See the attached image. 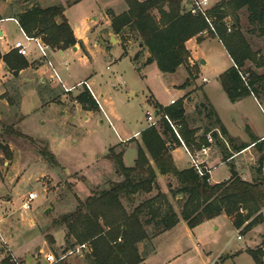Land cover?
Returning <instances> with one entry per match:
<instances>
[{
	"label": "rangeland",
	"instance_id": "obj_1",
	"mask_svg": "<svg viewBox=\"0 0 264 264\" xmlns=\"http://www.w3.org/2000/svg\"><path fill=\"white\" fill-rule=\"evenodd\" d=\"M12 1L5 0L2 2L0 14L7 13L8 6ZM219 1L210 0L211 6ZM121 2L122 0H87L69 11L70 17L77 12H83L88 17V21L97 23L95 26L97 28L94 29L96 31L92 32L87 40L88 54H85L84 57H81L80 51L75 52L72 49L66 50L63 56L55 53L56 51L47 49L48 58L55 66L56 62L59 61L61 71H63L62 62H68L69 69L65 73L70 76L68 83L81 78L89 80L98 103L94 100L97 106L99 104L100 111L95 109L90 112L84 111L86 110L84 107L73 101L75 97L72 94L76 91L66 92L64 90V94H68L61 104L60 102L41 104L37 96L27 95L20 110L15 96L9 90L0 96V128L2 125L14 124L17 130L27 136L0 135V144H5L8 147L7 152L0 148V179L12 178L10 183L6 184L9 193L5 194V196H12V201L6 206L17 213L15 217L11 216L10 220L0 222V231L4 238L9 232L8 226H11L12 222L20 221L19 225L13 228L12 237L8 238L7 244L10 248L13 244V248L24 251L22 248L25 247L24 241L28 237L30 229L24 230L26 221L21 220L20 215L25 216V214L30 213L29 217L33 221L31 231L38 234L36 245L42 247L38 256L34 250L25 255L15 256L8 251L7 244L0 240V261L9 255L20 264H46L42 258L43 254L52 252L58 255L65 251V228L58 230L50 228L52 220L73 210L79 200L85 198L84 188L89 191L95 187V185L90 184L91 180H97L95 176H99L103 181L107 177V173H112L113 169L108 168L111 163L106 157L109 148L113 147L116 153L122 152L123 154L125 148L129 147L125 156L127 160H129L134 149L137 151L138 145L141 144L139 134L137 138L129 139L126 142L120 143V138L130 135L148 124L145 115L146 109L155 110L157 104L166 106L169 104L170 98H174L176 102L180 99L178 98L179 90L172 86L171 83L173 82L169 80H180L182 82L180 86L183 87L190 82L184 80V77L187 76L185 65L177 69L172 75L161 73L156 62H147L145 53L143 51L139 53L138 42L133 33L124 34V38H127L125 46L121 43L124 41L122 35L117 36L112 33L116 39L121 40L120 43L108 40L106 35L108 28L104 27L105 16L107 17L108 10L113 11L112 9H115L117 11ZM154 12L156 14V11ZM238 14L244 36L249 41L251 48L260 52L262 59L260 66L257 65V61L251 60H247L245 65L257 73H262L264 72V36L250 33L251 25L247 21L245 9L239 10ZM225 19L227 22H231L232 17L227 16ZM12 30L14 31L11 27ZM101 36L104 38H100ZM97 40L100 41L98 44L95 43ZM206 45L209 47L207 48ZM206 45L204 43L202 48L209 49L211 55L208 64L203 66L204 70L195 79L198 80V83L204 75L209 79L208 85H213L217 79L213 77L212 71L227 65L229 61L225 52L219 49L221 47L218 48L214 41H210ZM52 49L57 50L53 47ZM83 51L85 50L83 49ZM198 52H200L199 49ZM40 58L42 59L41 56ZM195 64V67H198L199 62L196 61ZM82 90L80 88L78 92ZM223 91L220 92L226 102L233 105L226 107L222 98L215 94H213L212 101L219 113L226 119V123L230 125L231 133L239 135L238 138L242 140L249 136L248 130H245L241 117H239L242 110L247 113V117L257 129L259 127L264 128V85L257 87L262 110L254 102L243 99L245 96L241 98L242 100L239 99L240 101L232 102ZM5 101L7 102L5 103ZM74 102L80 105L81 109L78 108L76 111ZM46 105L54 107L50 115L47 114ZM61 108L66 109L65 115L60 114ZM155 116L156 123L154 126L160 128L162 119L159 118V115ZM227 117H229L228 120ZM170 121L178 130L180 126L174 121ZM200 124H202L203 129L209 125L208 121L205 120L204 123ZM202 132V130L197 129L196 136H200ZM212 132L217 133L218 140L225 141L218 131ZM207 141L209 145L206 153L200 150H195L193 153L198 160L206 159L207 162L204 160L206 165L210 164L212 179H220L225 176L228 172V165L232 164L242 179L250 180L254 169L258 167L259 157L264 153L263 143L260 150L252 145L245 151L236 153L232 158L224 161L225 164L219 161L213 162L212 160L216 155H219V152L211 132L207 136ZM44 146L54 154L60 166L51 167L41 157L40 150ZM226 146L228 150L232 148L230 144ZM172 156L180 166H186L190 162L181 147L175 148ZM261 172L264 177V163ZM156 183L158 185L157 190L160 191L163 188L166 191L169 202L179 215L184 198L180 199L178 195L173 196L169 189V186L176 188L177 181L168 175ZM31 190L37 191L38 197L31 202L29 209H23L21 196ZM155 193L156 190H153L145 196L150 197ZM145 196L141 195L137 201L143 200L146 198ZM125 204L127 205L126 201ZM46 208H48L47 211H45ZM147 230L150 231V226H147ZM236 232L237 229L232 219L224 213L192 227L186 225L181 219L179 225L166 236V240L160 242L157 260L162 264H208L218 255L220 261L217 264H256L252 256L246 252L248 248L261 249L264 259V218L248 230L242 229L240 231L241 239L236 238ZM49 236L53 237V243L48 242ZM55 246H60L57 253L53 251ZM150 250V240L144 241L141 246V253H147ZM237 252L240 253L233 255ZM84 256L85 251L81 249L78 253L73 252L68 255L64 261L66 264H87Z\"/></svg>",
	"mask_w": 264,
	"mask_h": 264
},
{
	"label": "trees",
	"instance_id": "obj_2",
	"mask_svg": "<svg viewBox=\"0 0 264 264\" xmlns=\"http://www.w3.org/2000/svg\"><path fill=\"white\" fill-rule=\"evenodd\" d=\"M33 1L13 0L8 6L7 14L14 17L29 36L39 35L44 43L60 50L73 47L77 40L64 15L65 6L57 3L40 7ZM75 1L77 0H66V4L70 5ZM123 2L125 9L119 13L107 11L110 29L114 34L122 35V45L125 46L127 41L124 34L133 33L138 44H141L139 53L146 49L149 53L146 61L156 62L161 73H172L178 66L185 65L188 73L185 81L193 80L197 72L188 63L190 52L186 42L192 37L197 41L202 40L198 33L208 28L206 20L201 15L187 12L182 0ZM241 9L247 12V21L251 25L250 33L264 36V0H220L209 9L215 31H209V35L220 40L233 61L231 67L217 76L222 89L232 102L249 94L260 100L257 87L264 85V72L257 73L245 65L247 60H251L257 61L260 66L262 59L260 52L251 48L241 30L238 14ZM227 16L232 17L231 22L226 21ZM0 59L9 69H13L15 74L17 70L28 65L24 56L16 50L5 54L0 52ZM74 99L86 110L98 109L87 88ZM201 107L203 111L199 110V115L203 113L204 120L211 125L206 124L200 136H196L197 128L189 127L181 99L166 106L157 104L155 112L166 114L180 126L177 130L179 137L191 152L209 145L207 132H211L215 139L221 161L232 158L234 153H239L251 144L261 149L263 139L249 134L251 142L238 141L228 135L210 105L202 103ZM161 119L160 128L151 125L140 131L141 144L137 147L132 166L124 165L122 152L116 153L113 147L109 148L106 157L120 179L108 180L101 186H95L83 200H79L73 210L52 220L50 228H65V250L85 244L84 259L87 264L139 263L146 253L139 251L138 244L174 227L179 221V215L192 227L224 213L232 219L236 229L244 224L243 230H248L263 219L261 209L264 207V177L261 167L264 163V153L259 157L258 167L254 169L250 180L242 179L234 166L229 164L230 177L210 183L207 174L200 176L191 165L185 168L176 167L170 150L181 142L169 123ZM212 131H218L225 141L218 140L217 133ZM1 134L27 137L17 130L14 124L2 125ZM225 143L230 144L232 148L228 150ZM0 148L4 152L8 150L5 144H0ZM40 155L49 166H60L46 146L41 148ZM157 173L171 175L177 181L176 188L168 186L173 196L184 198L179 215L166 193L157 190ZM153 190H156L153 196H145ZM141 195L146 198L137 201ZM147 226H150V231ZM48 242L53 243V237L49 236ZM246 252L256 264H264L261 249L248 248ZM0 264L15 262L8 255L1 259ZM62 264H66L65 261Z\"/></svg>",
	"mask_w": 264,
	"mask_h": 264
},
{
	"label": "crops",
	"instance_id": "obj_3",
	"mask_svg": "<svg viewBox=\"0 0 264 264\" xmlns=\"http://www.w3.org/2000/svg\"><path fill=\"white\" fill-rule=\"evenodd\" d=\"M4 1L5 0H0V5H2V2H4ZM85 1H87V0H77L73 3H71L70 5L66 4V0H34L33 1L34 3H37L40 7H46V6L57 4V3L63 4L65 6L64 15H65V17H66V19L70 25V28L72 30V33H73L75 39L77 40V43L73 47L66 48L64 50L57 49V53H59L61 56L64 55L66 50H70V49H72L75 52L80 51L82 53L81 57H84L85 54H88V51H87V42L88 41L87 40L90 38V35L92 34V32L96 31L94 29L97 28V27H95L97 25V23L96 22L91 23V21H88V17L83 12H81V13L77 12V13H75V15L72 14L73 16L71 15V17L69 15V11H71L72 9H74L75 7H77L78 5H80L81 3L85 2ZM29 5H31V4H29ZM117 8H118L117 11L115 9H112L114 11V13H119L120 11L125 9V4H124L123 0L121 2L120 6ZM9 15H10L9 13L8 14L7 13L0 14V52H1V54H5L11 50H15V48H14L15 42L18 40H21L26 45V48H27V54L22 55V56H24V58L27 60L28 65L24 68L17 70V73L15 74L13 69H9V67L6 65V63L0 59V96L4 95L6 93V91L9 90L13 94V96H15L16 102L18 103V106H19V110L22 109V104H23L22 102L24 101V99L26 98L27 95L37 96L38 99L40 100L41 104H44L46 102H49L50 104H53V103L56 104L55 102H60V104H61L65 100V96L68 94V93L64 94V87L71 88V90H69L71 92L76 91L75 93L73 92V94H72L73 97H75L76 95H78L80 93V92H78L79 89L80 88L84 89V87H85V85L78 84V83L81 81H86L87 85L89 86L90 90L92 91L93 95L96 98V94L94 93L93 89L91 88L88 79L81 78V79H78L77 81H72V82L68 83V79H70V76L68 74H65V73L69 69V64L66 61L62 62V65L64 62H66V64H67L66 67H64V65H63V71L60 70L61 65H60L59 61L56 62V68L59 72V75L61 77L63 85H61L59 82H56V81H50L49 78L51 76V71H50V68L48 67V65L46 64L45 59L42 58L43 59L42 60L40 58V56H39L40 53L37 50V47L33 41L24 40V38H23V32L24 31L19 26L17 20L14 17L9 16ZM105 18L106 19H104V21H105L104 27L108 28V30H107L108 32L106 35L108 37V40L110 42H113L111 40V36H113L112 35L113 32L110 29V18L108 17V15H107V17L105 16ZM94 20H96V19L94 18ZM57 21H59V19H57ZM11 25H13V26H11ZM11 27L14 29L15 32L13 30L11 31ZM115 35H117V34H115ZM100 38H104V37L101 36ZM114 39H115L114 41H116V43L121 42L120 39H116L115 37H114ZM210 41H214L216 43V45H218L217 46L218 48L221 47L219 49H221L223 52H225L226 56L228 57V61H229L227 65H224L223 67L212 71L213 77L215 79H217V76L220 73H222L223 71H225L226 69H228L229 67H231L233 65V61L230 58V56L227 53L224 46L222 45V43L220 42V40L216 36H210V35L202 36L201 41H197L195 37L188 39L186 42V47L190 52V57L188 59V63L190 66H192V67L194 66V70L197 72V75H196V77H197L198 74L201 73L202 70H204L203 66H206L208 64V59H209L211 54H210V50L207 49L209 46H207L206 44H209ZM32 42H33V44H32ZM99 42L100 41L97 40L95 43L98 44ZM204 43L207 46V48H205V49L202 48V45H204ZM81 47L85 51H83V49ZM139 47L140 46L138 44V48ZM198 49L200 50V52H198ZM51 50L55 52V50H53L52 47H51ZM143 52L145 53V57L147 58L149 56L148 51L145 49V50H143ZM201 59L204 60V63H201ZM196 61L199 62L198 67H195ZM182 66L183 65L178 66L174 72L168 73V74H172V75L175 74L177 69L181 68ZM187 77H188V73H187V76L184 77L185 78L184 80H186ZM195 78L193 80H190L189 84L185 85L184 87L180 86V84L182 83V82H180V80L179 81L169 80L170 82H173V83H171V85L174 87H177V90H179L178 98H180L183 101V107H184V111H185V115H186V119H187V123H188L189 127H194V128L197 127V129L199 131L200 130L203 131L202 124H200V123L204 122V117H203V113H201L199 115V110H201V112L203 111L201 104L204 103L207 106L210 105L214 109V111L217 114L220 122L222 123L225 130L227 131L228 135L236 138L240 142H245V143L251 142V139L249 136L242 140V139L238 138L239 135H234L233 133H231V131L229 129L230 125H228L226 123V119L224 118V116L222 114H220L219 111L217 110V108L215 107V105L212 101L213 94L220 96L222 98V102L225 103L224 105L226 107L228 105H233V104H228V102H226L224 96H222V93L220 91H223V89H222L218 79H217V82L216 83L214 82L213 85H208V80H209L208 77L202 75V77L200 78L198 83H197L198 80H196ZM203 78H205V80H203ZM69 91H66V92H69ZM223 93H224V91H223ZM131 94H133V93H131ZM171 99H174V98L169 99V104H172V103H170ZM243 99H246V100L248 99L249 101L254 102L256 104V106L260 110H262L261 109V107H262L261 102H259V100L253 94L246 95ZM73 101H75V99H73ZM238 101H240V100H238ZM6 102L7 101H5V103ZM74 107L76 108V111L78 108L81 109V106L78 105L77 103H75ZM43 108H45V106H43ZM100 109L101 108L99 107V104H98L97 110L100 111ZM46 110L48 111L47 114L50 115V113L54 110V107L52 105H50V106L46 105ZM91 110L92 109H88V110H84V111L90 112ZM59 112H60V114L65 115L66 109L61 108ZM63 115H60V116L62 117ZM21 116H25V115H21ZM239 117H241V121L243 123V126H244L245 130L247 128L249 134H252L256 137H259V139L264 140V128L259 127L257 129L255 127V125L249 120V118L247 117V113L244 110H242V112L239 114ZM228 119H229V117H227V120ZM145 127H147V125H145L141 129L133 132L130 135H127L125 137L120 138V143L126 142L132 138H137L138 137L137 135L138 134L140 135V131L143 130ZM208 135H209V132H207L206 136H208ZM250 146H252V144L249 145L248 147H246L245 149L241 150L239 153H241L242 151H245ZM177 147H181L185 152L184 146L182 144L174 145V146H172V148L170 150L171 155H172V152ZM128 149H129V147L125 148V150L122 154V160H123V163L125 166H132L134 164L137 151H136V149H134V152L130 155L129 160H127L125 156H126ZM234 154H236V153H234ZM234 154H233V156H234ZM205 158H206V156H205ZM172 159H173L177 168H185V167H188L191 165V163L189 162L186 166H180L176 162V160L173 158V156H172ZM204 160L206 161V159H204ZM212 161L213 162L219 161L220 163H224V161H221L220 155H216V157ZM4 164H5V162H4ZM208 165L210 166V164H208ZM108 168L113 169L111 164L108 165ZM227 169H228L227 174L225 176L221 177L220 179H212V176L210 173L209 182L210 183H216V182H220V181L228 179L230 177L229 167ZM111 172H112L111 174L110 173L106 174L107 177H105L106 179L104 178L103 181L101 180V178H99V176H95V177H97L96 178L97 180H91L90 184H93L95 186L96 185L101 186L105 182H107L108 180L120 179V177L115 173L114 169ZM164 177H168V175H161V174L157 173L156 181H159V179H163ZM11 180H12V178L0 179V222L10 220L9 218L11 216L15 217V214H17L16 212H14L13 210H11L10 208H8L6 206V204H9V202L12 201V196H10V195L5 196V194L7 192L9 193L8 189L6 188V184L10 183ZM84 191H85V194L87 195V194H89L90 190L88 191L84 188ZM160 191L166 193V191L163 188H161ZM24 196H21V198H24ZM29 216H30V213L25 214V216L20 215V219L23 221H26V224L24 226L25 227L24 230L27 231L30 229L28 237L25 238V241H24L25 247L24 248L19 247V248L24 249V251H21L18 248L17 249L13 248V246H14L13 244H11V248H10V247H8V244H7L8 238L12 237L11 232H12L13 228L15 226H18L19 225L18 223H20V221H18L16 223L12 222L11 226H8V228H7V230H9V232H7V234L4 237L5 242L7 244L6 247L8 248V251L15 256H21L22 254L25 255V254H27V252L32 251V250H34L36 255L38 256V253L42 250V247H40L39 245H36L37 240H38V234H36L35 231H31V229H32L31 223H33V221ZM180 220L181 219L179 217V221L176 223V225L174 227H172L171 229H168L166 231H163V232H161V233H159L156 236L151 238V240H150L151 250L148 251L146 253V255L144 256V258L137 264H150V263L151 264H162V262H159V260H157V258L159 256L158 246H159L160 242H163L164 240H166V236L169 235L171 233V231H173V229H175V227L177 225H179ZM184 223H186V222H184ZM142 245H143V242H140L138 244L139 251H141ZM58 250H60V246L53 247L54 252H58ZM238 253H240V252L234 253L233 255H236ZM225 258H226V256H225ZM155 260H157L156 263H155Z\"/></svg>",
	"mask_w": 264,
	"mask_h": 264
},
{
	"label": "built area",
	"instance_id": "obj_4",
	"mask_svg": "<svg viewBox=\"0 0 264 264\" xmlns=\"http://www.w3.org/2000/svg\"><path fill=\"white\" fill-rule=\"evenodd\" d=\"M182 4H183L184 9L187 12H189L191 14H194V15H201L206 20V22L208 24V28L200 31L198 33L199 35L208 36L209 35V31L210 32H215L213 24H212V18L209 15V9L211 7L210 0H182ZM229 30H230V26L228 25L227 26V31H229ZM23 38L26 41H33L35 43L36 47H37V50L40 53V56L45 59V62L48 65V67L50 68V71H51V76H50L49 80L50 81L59 82L61 85H63L61 77L59 75V72H58L55 64L48 58V55H47V49H51V46H49L48 44L44 43L39 35L38 36H29L25 32H23ZM14 48L17 51V53L20 54V55H26L27 54L26 45L21 40H18V41L15 42ZM55 51L57 53V50H55ZM63 65H64V67H66L67 66L66 62H64ZM203 80H205V78H203ZM78 84L85 85L87 87V89L89 90V92L91 93V95L96 100V102L98 103L97 99L95 98V96L93 95V93L90 90L89 86L87 85L86 81H81ZM64 90L65 91H69V90H71V88L64 87ZM174 101H175L174 99H171L170 103H173ZM145 115H146V120L148 121L147 126L155 125V123H156V120H154V118L156 117L155 115H159V118H163L169 123V125L171 126L173 132L179 138L181 144L184 146L185 152H186L188 158L190 159L191 166L195 169V171L200 176H204V175L207 174L208 175V181H209L212 167L209 166V165H206L204 160H198L197 157L194 156V153L191 152L184 145V143L181 141V139L179 137L177 128L170 121L168 116L166 114H156L154 109H152V110L146 109ZM200 151H202L203 153H206L207 146H202ZM37 197H38V192L37 191L31 190V191L27 192V194L22 199L21 207L23 209H29L31 201L34 200ZM261 213H262V216L264 218V207L261 209ZM243 226H244V224L241 225L239 228H237V232H236V238L237 239H241L242 238V234L240 233V231L243 229ZM0 240L3 243H6L4 238H3V236H2V234H1V231H0ZM84 247H85V244H80V245L75 246V248L62 251L58 255H55L52 252H48V253L43 254L42 258H43V261L46 264H62V262L66 259V257L68 255L72 254L73 252L78 253ZM219 257L220 256H216L215 258H213V260H211V262L209 264H217V262L220 261ZM11 259L15 262V264H20L14 257H12Z\"/></svg>",
	"mask_w": 264,
	"mask_h": 264
},
{
	"label": "water",
	"instance_id": "obj_5",
	"mask_svg": "<svg viewBox=\"0 0 264 264\" xmlns=\"http://www.w3.org/2000/svg\"><path fill=\"white\" fill-rule=\"evenodd\" d=\"M111 40H112V41L115 40L113 36H111ZM139 46H141V44H139ZM201 63H204V60H203V59H201ZM47 209H48V208H46L45 211H47Z\"/></svg>",
	"mask_w": 264,
	"mask_h": 264
}]
</instances>
